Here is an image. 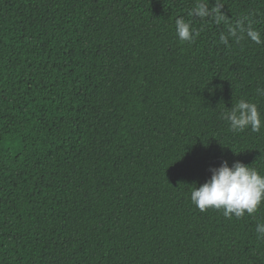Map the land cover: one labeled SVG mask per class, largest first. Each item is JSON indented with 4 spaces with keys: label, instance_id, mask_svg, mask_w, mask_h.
Returning <instances> with one entry per match:
<instances>
[{
    "label": "trees",
    "instance_id": "16d2710c",
    "mask_svg": "<svg viewBox=\"0 0 264 264\" xmlns=\"http://www.w3.org/2000/svg\"><path fill=\"white\" fill-rule=\"evenodd\" d=\"M221 3L217 24L196 0H0V264H264V203L190 199L225 160L264 175V127L222 118L264 120V43L220 42L245 17L264 41V0Z\"/></svg>",
    "mask_w": 264,
    "mask_h": 264
},
{
    "label": "clouds",
    "instance_id": "9594fccd",
    "mask_svg": "<svg viewBox=\"0 0 264 264\" xmlns=\"http://www.w3.org/2000/svg\"><path fill=\"white\" fill-rule=\"evenodd\" d=\"M221 0H215V6L209 7L206 0H196L188 15L190 17L205 20L212 18L215 23L227 22V17L221 12L223 8ZM176 35L182 42L194 41L198 32L192 27L190 21L183 18L175 20ZM229 38L237 43L247 38L250 41L264 43L261 33L253 28L247 17L242 18L234 25H229L227 35H220V42L228 45ZM257 94L264 96V89H257ZM222 118L228 122L229 129L233 132H243L250 128L253 132H259L264 127L256 103L241 99L231 109L222 114ZM211 177L199 187H194L190 194L191 202L200 210L209 208L221 210L223 216L237 219L247 215H253L264 203V175L251 166H246L240 161H235L231 167L225 160L218 168H211ZM257 238L264 240V223H258L255 229Z\"/></svg>",
    "mask_w": 264,
    "mask_h": 264
}]
</instances>
